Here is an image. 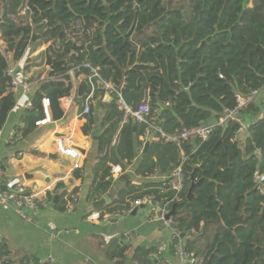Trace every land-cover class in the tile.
I'll use <instances>...</instances> for the list:
<instances>
[{
    "label": "trees",
    "instance_id": "obj_1",
    "mask_svg": "<svg viewBox=\"0 0 264 264\" xmlns=\"http://www.w3.org/2000/svg\"><path fill=\"white\" fill-rule=\"evenodd\" d=\"M134 2L140 6L134 8ZM25 4L32 22L22 25L19 12ZM76 18L83 20V28L68 32ZM0 33L5 51L15 61L22 62L48 43L34 66L68 59L42 79L32 97L24 136L43 118L44 97L51 101L53 120L64 116L61 100L74 91L68 72L78 66L85 74L76 89L83 102L93 92L104 93L97 79L110 81L121 87L133 108L148 101L157 112L154 123L169 133L216 122L226 109L236 107V92L264 90V0H0ZM34 35L39 36L35 41ZM30 60L24 63L26 68ZM85 62L97 69L99 77ZM8 65L0 50V130L17 101L6 74ZM104 108L98 133L92 131V115L86 116L83 126L84 134L97 136L91 198L109 193L112 166L132 164L149 141L136 174L144 179L155 170L169 174L172 166L182 163L186 183L173 216L186 234V250L198 258L195 264H264V181H255L256 173L264 174V93L241 111L247 118L257 117L242 141H234L239 125L231 120L216 126L204 141L194 138L179 145L141 139L147 125L132 118L124 122L115 97ZM192 172L196 180L204 181L188 198ZM58 188L63 189L58 199L66 210L67 187ZM145 195L160 200L168 192L162 182L126 180L101 211L122 210L128 201ZM127 248L114 244L111 256L117 264H123ZM153 248H137L133 260L155 264L149 257ZM172 251L170 247L169 254ZM29 263L26 259L17 263L0 240V264Z\"/></svg>",
    "mask_w": 264,
    "mask_h": 264
},
{
    "label": "crops",
    "instance_id": "obj_2",
    "mask_svg": "<svg viewBox=\"0 0 264 264\" xmlns=\"http://www.w3.org/2000/svg\"><path fill=\"white\" fill-rule=\"evenodd\" d=\"M34 37L37 39L39 36ZM2 41L6 43L3 38ZM48 45L49 43L41 44L21 62L23 65L27 59H31L28 62L31 66L27 69L32 74V86L27 93L19 92L16 95V105L0 130V164L6 177L13 182H27L39 190L63 184L67 187V195L70 189L78 193L77 200L72 209L65 210L64 203H59V199L57 203L54 202V198L63 192V189L59 188V193L48 207L31 212L32 221L20 217L12 205L0 204V237L8 245L17 263L26 259L29 264H38L51 255L55 258L54 264H117L116 259L111 256L113 246L125 244L128 248L122 260L123 264H141L138 260H133L137 248L149 249L156 243L168 241L170 238L169 229L156 221L152 213L149 214V207L141 208L135 216H124L109 222L88 219V215L96 210L94 201L105 199V205L99 210L104 209L115 199L126 180L140 183L152 179L150 176L144 179L136 174L142 152L132 164L122 167V172L113 175V187L109 193L94 199L89 196L93 182L92 167L97 162V136L92 137L83 132V126L87 122L86 116L89 115L84 114L82 97L76 92L85 77L83 72L71 78L74 91L69 98L61 100L65 111L62 118L36 126L29 135L15 143L9 142L15 131L24 127L29 113L27 103L32 101L42 79L48 77V65L33 64L39 61ZM41 71L44 73L39 77L38 73ZM90 98L94 109L90 114L94 118L92 131L98 133L105 108L101 95H95L93 92ZM68 134L82 153L80 169H74V161L58 152L56 139ZM141 139H145L144 136ZM24 170L39 173L42 177L26 179ZM128 232H131L130 242L124 243L125 234ZM167 254L169 255V252ZM173 260L176 262V259ZM155 264L160 263L155 261Z\"/></svg>",
    "mask_w": 264,
    "mask_h": 264
},
{
    "label": "built area",
    "instance_id": "obj_3",
    "mask_svg": "<svg viewBox=\"0 0 264 264\" xmlns=\"http://www.w3.org/2000/svg\"><path fill=\"white\" fill-rule=\"evenodd\" d=\"M139 6L140 5L138 2H134V8ZM19 14L23 19L22 25L32 22V11L27 4L22 7ZM14 20L19 23L18 16H15ZM83 26L84 22L82 19H72L70 21L68 32H71L73 29L81 30ZM5 49L6 43L2 41V36L0 33V50L5 53L9 63L6 74L12 80V89L16 95L19 92L27 93L32 86L31 71L27 69L24 64L22 65L21 61L13 60L12 53L5 51ZM84 66L90 67L94 75L99 77L97 69L93 68L89 62H85ZM77 72H81L80 66L70 69L68 73L72 78V76L76 75ZM220 77H223V75L220 74ZM88 78H92V75H88ZM103 83V104L107 103L111 97H115L118 107L124 112V122H129V120L132 118L139 124H146V134L144 135L145 139L147 138L154 141L164 140L166 142L177 143L179 145L194 138L200 139L202 141L208 139L210 133L216 126H223L228 120L238 123L239 129L234 136V141H242L247 135L249 124L255 121L257 117L247 118L246 116L242 115L241 111L251 103L256 102L258 98L264 93V90L261 89L253 90L249 94L236 92V107L234 109H226L216 122L192 128L183 127L176 133H169L160 125L154 123L153 120L157 118V112L156 110L152 109L148 101L142 102L138 109L134 110V108L128 105L124 100L121 87L118 88L110 81H103ZM67 98H69V96L65 97V99ZM82 104L85 115H90L93 113L92 102L89 99L85 102H82ZM27 107L28 109L32 107V101L27 103ZM42 109L44 116L43 118L36 121V126L45 125L52 121L51 101L49 97H44L42 99ZM23 128L24 127H21L15 131V133L9 139L10 143H15L18 139L24 137ZM240 145L242 146V144ZM56 146L58 152L61 155L70 157L74 161V169L82 168L80 163L82 153L74 145L73 138L70 134L57 138ZM120 172H122L121 165L118 164L112 167L113 175ZM150 178L156 182L163 183V185L166 187V191L168 192L166 197L157 200L152 195H145L142 198L128 201L127 207L122 210L102 212L101 210L96 209L88 215V219L90 221L109 222L113 219L130 216L135 208L140 207L141 205H146V207L152 209V215L154 219L160 222L161 225L168 228L170 231L169 240L156 243L153 250L150 252L149 257L160 264H195L198 261V258L194 255V253H190L186 250L184 246L185 237H182V233L177 227L174 216L171 214L173 206L182 200V193L185 188L186 178L182 163L175 166V168L169 174H162L159 170H155L150 175ZM255 181L257 183H262L264 181V174L256 173ZM57 193H59L58 187H47L44 190H39L36 187L28 185L27 182H13L11 179L6 177L4 169L0 164V204L12 205L18 215H20V217H22L24 220L32 221L31 212L48 207ZM261 193H264V187H261ZM77 194L78 193L74 189H70L67 195V210L73 208L75 201L77 200ZM130 237L131 232L126 233L124 243H129ZM0 240H2L1 237ZM170 247H172L173 251L168 255L167 253L170 251ZM173 259H176V262H174ZM40 263L54 264L55 258L50 255L46 259L41 260Z\"/></svg>",
    "mask_w": 264,
    "mask_h": 264
},
{
    "label": "water",
    "instance_id": "obj_4",
    "mask_svg": "<svg viewBox=\"0 0 264 264\" xmlns=\"http://www.w3.org/2000/svg\"><path fill=\"white\" fill-rule=\"evenodd\" d=\"M247 1H249V0H247ZM109 21H110V16L108 17V19H107L106 22L108 23ZM33 39L35 40L36 37H34ZM67 62H68V59L57 60L56 58H54V59H53V64L50 66V70H55L59 65H63V66H64V65L67 64ZM97 81H98V84H99L100 88H103V87H104V83H103V81L100 80V79H97ZM113 98H114V97H111L110 100H113ZM77 100H78V98H77ZM77 100H76V101H77ZM138 107H139V105L134 106V110H137ZM149 144H150L149 141L145 144V147H144V149H143L142 156H144L145 153L147 152L148 147H149ZM174 168H175V167L172 166V167H171V171H172ZM24 177H25L26 179H35V178H41L42 175L39 174V173H36V172H28L27 170H24ZM189 179H190V182H191V183H190L189 190H188V195H187L188 198L193 194L194 189H195V188H196V187H197L202 181H204L203 178H202V179H199V180H196V177H195V173H194V172L191 173ZM54 202H55V203L58 202V196H56V197L54 198ZM105 203H106V200H105V199H101V200H98V201H94L93 205H94V208H95V209H101V208H103V206L105 205ZM141 208H146V205H141L140 207L135 208L131 215H133V216L137 215L138 211H139ZM175 209H176V207L174 206V208H173L171 214H173V213L175 212ZM182 237H183V238L186 237V234L183 233V234H182Z\"/></svg>",
    "mask_w": 264,
    "mask_h": 264
},
{
    "label": "rangeland",
    "instance_id": "obj_5",
    "mask_svg": "<svg viewBox=\"0 0 264 264\" xmlns=\"http://www.w3.org/2000/svg\"><path fill=\"white\" fill-rule=\"evenodd\" d=\"M43 73H44L43 71L39 72V73H38V76L41 77ZM151 213L153 214L152 209H151V212H150L149 214H151Z\"/></svg>",
    "mask_w": 264,
    "mask_h": 264
}]
</instances>
